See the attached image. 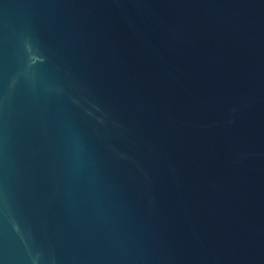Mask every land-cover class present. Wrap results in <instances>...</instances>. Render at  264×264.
I'll list each match as a JSON object with an SVG mask.
<instances>
[{"label":"water","instance_id":"1","mask_svg":"<svg viewBox=\"0 0 264 264\" xmlns=\"http://www.w3.org/2000/svg\"><path fill=\"white\" fill-rule=\"evenodd\" d=\"M0 264H264V0H0Z\"/></svg>","mask_w":264,"mask_h":264}]
</instances>
